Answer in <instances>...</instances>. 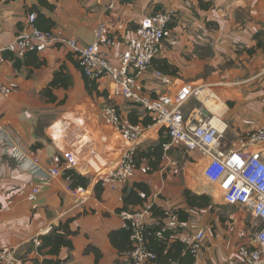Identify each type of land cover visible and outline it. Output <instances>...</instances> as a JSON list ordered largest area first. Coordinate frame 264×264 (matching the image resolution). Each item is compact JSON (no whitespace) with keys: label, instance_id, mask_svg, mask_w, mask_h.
Wrapping results in <instances>:
<instances>
[{"label":"crops","instance_id":"1","mask_svg":"<svg viewBox=\"0 0 264 264\" xmlns=\"http://www.w3.org/2000/svg\"><path fill=\"white\" fill-rule=\"evenodd\" d=\"M46 1L54 5L53 10L40 6L37 0H0V48L14 41L30 14L26 10L32 5L40 13L35 19L37 28L75 39L79 47L93 42V30L102 23L111 28L127 24L126 35H131L141 17L171 9L176 17L153 60L152 71L171 75L177 84L203 86L204 99L187 102L184 117H191L196 108L202 107L206 115L221 120L227 126L220 139L222 151L239 149L240 140L264 124V50L257 47L258 43L264 46V0ZM110 4L113 9H108ZM247 50L254 52L248 54ZM62 67L69 77V86L53 89L56 100L50 102L42 91ZM152 71L144 75V83L151 96L157 97L165 89ZM0 84L11 89L8 97L0 95V132L5 140L0 144L2 246L15 249L19 258L39 264L43 256L31 239L42 232H46L45 236L69 220V229L77 234L71 237L72 250L63 248L59 254L60 259L68 258L66 264H129V259L112 247L108 235L126 225L118 212L123 207L124 189L142 183L150 192L146 202H153L161 210H183L190 221L196 220L205 228L202 251L193 264H218L235 258L240 235L224 228L216 218V204L212 201L213 212L208 208L189 210L186 206L185 189L197 195L210 190L202 187V181L206 183L202 176L206 159L199 152L185 151L190 160L182 166L170 157L179 168L176 175L172 167L162 169V157L149 173L137 170L123 186L111 184L94 190L93 173L109 159L112 137L111 130L101 121V109L116 105L122 117L137 120L138 124L149 115L115 95L107 78L96 82L100 96L89 94L76 56L65 46L56 44L38 54L28 53L16 65L5 59L0 68ZM149 127L138 147L140 152L147 151L159 139L158 127L152 124L145 129ZM257 148L264 157V146ZM63 153L76 159V172L89 181L85 202L76 205L79 196L72 193L70 181L63 175L43 187L34 203L18 195V190L27 192L31 185L38 184L54 157ZM138 166H147V160L141 159ZM141 207L129 206L125 211ZM234 220L242 224L244 217ZM88 245L98 250L97 260L92 253H84Z\"/></svg>","mask_w":264,"mask_h":264},{"label":"built area","instance_id":"2","mask_svg":"<svg viewBox=\"0 0 264 264\" xmlns=\"http://www.w3.org/2000/svg\"><path fill=\"white\" fill-rule=\"evenodd\" d=\"M113 8V4L108 6V9ZM175 17V11L171 9L143 16L131 35H126L127 24H116L111 28L102 23L93 30V42L79 47L75 39L64 38L52 30L42 31L37 28L36 15L30 13L14 41L5 48H0V68L5 62L4 53L22 59L28 53L38 54L56 44L65 46L76 56L85 79L97 82L107 78L115 95L142 108L154 121L153 126H157L167 136L168 142L162 145V157L165 160L162 169L172 167L175 175L179 173V168L168 157L173 148L183 149L187 153L199 152L206 159L202 176L221 193L223 204L239 207L250 213L255 225L259 226L253 240L237 246L235 258L218 264H264V157L260 148H257L264 146V124L245 140H240L239 149L222 151L220 139L227 126L221 120L206 115L202 107L196 108L191 117H184L183 107L187 102L204 99L203 86L177 84L170 76L152 71V62L160 53L168 25L174 22ZM149 71L165 88V92L157 97L151 96L144 83V75ZM10 94L11 89L0 84V95L8 97ZM100 118L111 130L112 137L108 149L109 159L94 171L93 182L100 187L111 184L123 186L135 171L149 173L148 166H136L134 154L151 127L145 129L140 124L130 123L122 117L115 105L104 106L100 111ZM1 135L2 132L0 144H3L5 140ZM61 167L64 168L63 171ZM77 167L78 162L68 153L55 156L39 183L31 185L27 192L18 190V195L34 203L41 189L52 179L62 176L65 171H73L85 177L76 172ZM33 171H36L35 166ZM87 186L72 189V193L79 196L76 205L88 199ZM33 208L36 207L33 205ZM154 208L153 202H146L138 210L120 212L131 231V249L125 253L130 263L155 264L157 254L150 248V242L169 244L176 239L196 260L202 249L204 229L193 221L180 223L174 209H164L161 216L155 218L152 215ZM45 233L31 239L34 248L41 245L40 238ZM0 264L30 262L17 257L15 249L0 244ZM168 264L178 263L168 260Z\"/></svg>","mask_w":264,"mask_h":264},{"label":"trees","instance_id":"3","mask_svg":"<svg viewBox=\"0 0 264 264\" xmlns=\"http://www.w3.org/2000/svg\"><path fill=\"white\" fill-rule=\"evenodd\" d=\"M37 3L48 9L53 10L54 5L49 4L46 0H37ZM27 13H34L36 18L40 15L37 6L32 5L26 10ZM36 21V20H35ZM173 23L168 25L167 30L171 27ZM258 48L264 50V46L260 43L257 44ZM248 54H253V50H247ZM4 53V59H8L14 61V65L20 60L17 58H13L11 55H6ZM9 54V53H8ZM153 63V62H152ZM163 74V73H162ZM170 74H174L171 72ZM171 78H173L169 74ZM85 88L89 94L95 92L98 96L101 94L97 91L96 82L88 81L85 79ZM69 86V77L64 73L63 67L54 74L53 79L49 82L47 87L42 91V94L45 98H47L50 102H55L56 98L52 95V90L56 88H67ZM128 121L132 124H138L137 120L128 119ZM141 126L143 128H147L154 124V121L151 117L145 116L141 121ZM168 142L167 136L163 133V131H159V139L154 146H151L147 151L140 152L139 149L135 151L134 154V162L137 167H139V163L141 159L147 160V166L150 170L154 169L155 166L162 160L163 148L162 145ZM63 177L70 181V188L74 189L76 187H86L89 184L87 178L78 175L73 171H65L63 173ZM94 190L97 191L99 185L95 184ZM150 195L149 189L146 185L142 183H134L132 187L128 190L124 189L123 196V207L118 209V212H122L128 209L129 206H143L146 203L148 197ZM183 197L186 202V206L189 210H201V209H210L213 211V203L210 196L206 194H194L190 190L185 189L183 191ZM178 214V218L180 223L186 224L190 220L188 213L180 210L174 209ZM161 209L154 208L152 215L155 218H159L161 216ZM126 224V223H125ZM77 234L76 231H71L69 229V220L64 223H59L56 227H53L49 233L40 238L41 245L37 248L38 254L43 256V260L38 262L39 264H66L68 258L60 259L59 254L63 248L68 250H72V242L71 237ZM131 231L127 228V224L120 230L111 231L108 235L110 244L112 247L118 252V254L125 255L131 249L130 242ZM150 248L154 250L157 254L156 263L158 264H168V260L175 261L178 264H193L194 259L188 253L186 247L181 244V242L176 239L169 244H161L157 242H150ZM84 253H92L96 260L99 258V252L96 248L91 245H88ZM36 264V263H30ZM129 264H131L129 262Z\"/></svg>","mask_w":264,"mask_h":264},{"label":"rangeland","instance_id":"4","mask_svg":"<svg viewBox=\"0 0 264 264\" xmlns=\"http://www.w3.org/2000/svg\"><path fill=\"white\" fill-rule=\"evenodd\" d=\"M163 92H165V90ZM108 105H113V104H108ZM168 157H171L174 160H176V162L179 164V166H182V164L185 161L190 160L188 158V154L184 150L182 151L180 149H175V148H173L169 151ZM192 176H193V174H192ZM198 176H199V178L202 177L201 171L199 172ZM202 187H206V189H210V190H206L209 193H204V194L210 196L212 201L216 204V207H217V211H215L216 212V218L221 221V224L223 225V227L228 228V229L229 228L233 229V231L236 234L240 235V237L238 236V239L236 240V243L238 242V240H239V242L237 244L235 243L236 244L235 249L240 244H246V243L250 242L251 240H253L254 234L258 230L259 226L255 225V222L251 218L250 214L246 210H241L238 208H233V207L224 205L222 202L221 193L215 187L208 184L207 182L205 183L204 181H202ZM169 209H175V208H169ZM239 215L244 217L242 224H239L234 220V218H237V217L240 218ZM193 222L197 223L196 220H193ZM202 228L205 229L203 226H202ZM201 251H202V249H201Z\"/></svg>","mask_w":264,"mask_h":264},{"label":"bare ground","instance_id":"5","mask_svg":"<svg viewBox=\"0 0 264 264\" xmlns=\"http://www.w3.org/2000/svg\"><path fill=\"white\" fill-rule=\"evenodd\" d=\"M213 108V107H212ZM211 110V109H210Z\"/></svg>","mask_w":264,"mask_h":264}]
</instances>
